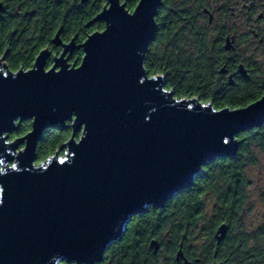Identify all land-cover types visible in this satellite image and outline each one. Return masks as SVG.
<instances>
[{
	"label": "water",
	"instance_id": "95a60500",
	"mask_svg": "<svg viewBox=\"0 0 264 264\" xmlns=\"http://www.w3.org/2000/svg\"><path fill=\"white\" fill-rule=\"evenodd\" d=\"M161 4L138 0L129 11L121 0H105L87 23L104 28L80 45L75 37L63 43L56 31L52 43L61 51L49 67L46 48L26 70L4 71L0 58V264L99 262L131 216L163 206L203 165L235 155L239 133L264 124V96L216 111L176 98L161 75L149 79L143 54ZM78 47L81 60L70 65ZM25 119L31 129L9 140ZM67 121L64 154L36 163L45 129ZM226 230L218 226V240Z\"/></svg>",
	"mask_w": 264,
	"mask_h": 264
},
{
	"label": "trees",
	"instance_id": "16d2710c",
	"mask_svg": "<svg viewBox=\"0 0 264 264\" xmlns=\"http://www.w3.org/2000/svg\"><path fill=\"white\" fill-rule=\"evenodd\" d=\"M22 2L19 8H6L0 19V58H4L7 70L29 69L38 52L43 48L55 50L52 38L61 28L60 38L69 41L75 36L76 45L103 27L96 22L87 23L98 14L104 0H43ZM129 11L135 8L138 0H121ZM187 0H163L155 16L156 32L143 54V64L148 75H161L164 88L174 96L196 98L199 102H211L215 108H238L246 106L258 96L244 95V90L223 88L209 71L206 43L198 38L194 25V14L186 6ZM193 39V40H191ZM191 41L198 44V50ZM82 48L69 54V64H79ZM48 65H51V60ZM251 84L248 89H253ZM262 91L264 89H261ZM31 129V120L25 119L8 139L22 137ZM70 121L64 128L58 125L48 127L37 145L36 163L45 161L60 149L71 136ZM240 141L233 156L216 158L201 167L193 184L177 192L160 207H149L128 222L120 239L111 243L99 264H128L134 261L145 248V243L163 230H173L191 239L193 227L204 224L205 236L222 219L236 228L241 226L239 213L247 201L248 167L257 165L255 146L264 147V124L238 134ZM215 212L207 220V210ZM249 237L239 240L231 233L224 249L231 264H264V230L248 232ZM250 240V242H249ZM241 259V260H239Z\"/></svg>",
	"mask_w": 264,
	"mask_h": 264
},
{
	"label": "flooded vegetation",
	"instance_id": "af4514ba",
	"mask_svg": "<svg viewBox=\"0 0 264 264\" xmlns=\"http://www.w3.org/2000/svg\"><path fill=\"white\" fill-rule=\"evenodd\" d=\"M42 1L28 0L27 2L42 3ZM0 4L1 19L6 14V8H19L22 2L0 0ZM186 6L194 14L196 35L205 40L207 61L212 77L223 88L242 89L244 95L258 96L250 103L264 96V90H261L264 89V0H187ZM98 23L103 25L101 29H97L100 31L105 23ZM192 44L199 51L198 44L191 41ZM54 47L55 50L46 48L50 52L47 67H49V61L51 60L52 64V58L61 51V45H54ZM251 84H254L252 90L248 89ZM214 212L213 207L207 210L208 221L212 219ZM138 215L141 214L131 216L127 223L132 222ZM245 218V214L240 212L238 219L241 221V226L238 228L222 219L214 227L209 238L205 236L203 218L200 220L201 223L193 227L191 239L185 234H178L170 229L163 230L147 240L144 250L140 251L137 258L128 264H231L224 245L231 233L237 235L239 240L245 241V238L249 237L250 231L247 230ZM223 223L227 225V230L223 238L218 240L216 231ZM260 229L264 230V216L251 232L255 233V230ZM152 240L156 241L155 245L151 244ZM102 259L95 264L101 263ZM241 259L245 264L244 258ZM63 264L74 263L63 262Z\"/></svg>",
	"mask_w": 264,
	"mask_h": 264
},
{
	"label": "rangeland",
	"instance_id": "374dc122",
	"mask_svg": "<svg viewBox=\"0 0 264 264\" xmlns=\"http://www.w3.org/2000/svg\"><path fill=\"white\" fill-rule=\"evenodd\" d=\"M4 65L5 63L3 62L1 68L6 71ZM78 136L79 133L75 135V139ZM58 152L62 156L64 149H59ZM255 153L258 163L253 167H248L249 184L246 188L248 198L244 208L241 210L245 214V223L248 227L247 230L250 232L256 228L260 223V219H263L264 216V147L258 148L255 146Z\"/></svg>",
	"mask_w": 264,
	"mask_h": 264
},
{
	"label": "snow or ice",
	"instance_id": "6c2138e0",
	"mask_svg": "<svg viewBox=\"0 0 264 264\" xmlns=\"http://www.w3.org/2000/svg\"><path fill=\"white\" fill-rule=\"evenodd\" d=\"M149 79H154V77H149ZM261 100H264V97H262ZM253 103L256 104V103H259V102L258 101H253ZM246 107H250V106H246ZM216 111H223V110L222 109H216ZM232 111L235 112V111H237V109H232ZM61 163H63V161H61ZM11 167L13 169H15L16 165L13 164ZM38 167H39V165H38Z\"/></svg>",
	"mask_w": 264,
	"mask_h": 264
}]
</instances>
